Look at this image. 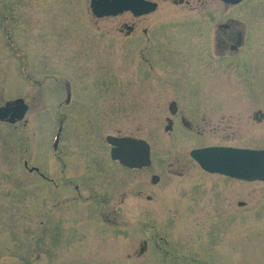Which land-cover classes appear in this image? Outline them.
<instances>
[{"label":"rangeland","instance_id":"obj_1","mask_svg":"<svg viewBox=\"0 0 264 264\" xmlns=\"http://www.w3.org/2000/svg\"><path fill=\"white\" fill-rule=\"evenodd\" d=\"M157 1L162 9L169 4ZM244 4L236 15L252 21L251 25L257 20L264 26V0H246ZM90 5L91 0H0V105L24 95L21 85L8 82L11 55L1 28L7 19L13 22L11 30H16L19 42H28L36 60L33 67L37 73L29 68L35 81L28 96L34 105L31 109L46 108L26 129L0 125V264H264V183L233 182L227 186L223 177L208 174L194 163L189 152L198 147L199 140L170 137L164 131L173 93L165 91L159 77L156 91H128L127 85L134 83L132 71H125L127 81H122L120 68L134 65L131 55L117 50L118 40L111 33L118 19L99 22L101 32H96L86 21L95 22ZM104 25L108 36L101 34ZM182 62L183 72L190 73L193 67ZM169 64L164 62V69L158 71H169ZM71 73H75L77 87L76 74L89 78L86 98L82 93L77 100L79 115L66 111V134L58 154L66 158L67 168H47H52L49 171L59 182L73 179L80 167L88 168L89 173L75 183L82 196L72 191L74 186H68L63 187L62 196L52 199L49 184L25 170L22 159L27 154L30 167L39 166L56 153L50 140L60 125L52 118L60 115L58 81ZM241 74L245 76L244 70ZM51 75L54 78L45 77ZM106 106L104 130L97 112ZM118 131L150 142L155 172L145 170L144 177L134 180L137 175L127 176L111 168L110 146L104 137ZM243 142L262 147L255 137L235 144ZM184 167V175H175ZM153 173L162 175L161 183L151 182ZM223 200H227L223 206L227 212L231 209L238 215H250L244 219L238 216L235 222L221 217L218 207ZM241 200L246 201V207H238ZM113 209L117 218L110 215ZM144 241L149 247L141 253Z\"/></svg>","mask_w":264,"mask_h":264},{"label":"flooded vegetation","instance_id":"obj_2","mask_svg":"<svg viewBox=\"0 0 264 264\" xmlns=\"http://www.w3.org/2000/svg\"><path fill=\"white\" fill-rule=\"evenodd\" d=\"M148 1L156 2L153 10L142 12L141 7L133 5L132 10L124 9L117 15L104 17V19L96 17L91 10L95 22L92 19L86 20L91 29L101 32L99 22L107 21L112 17L118 19V25L112 27L111 33L116 35L118 40L119 49L117 50L131 55L134 65V68L129 66L120 68V80L122 81H127L124 78L125 71H132L131 75L134 83L127 85L131 88L128 91L144 90L153 92L156 91V86L160 85L156 83L158 77L162 80V84L166 85L165 91L173 93L168 100V112L164 117L166 121L164 131L168 132L170 137L181 136L199 140L198 147L189 152L192 160L194 159L192 156L193 151L210 147L264 150V26L257 20H254L255 24L251 25L252 21L240 19L241 17L236 15L238 11H241L240 9L245 5L246 0L237 5L226 0H164L169 2L164 9L160 7L157 0ZM208 1H218V3L209 4ZM152 7L153 5H147L145 8L151 9ZM161 11L164 14L159 13ZM12 23V21L3 19L1 26L11 55V57H8L11 65L7 71L9 74L8 82L21 85L23 87L22 94L24 95L11 98L0 105V108L8 109L7 116L0 118V125L23 130V128H28V124L33 121V118L39 116L40 113L44 114L46 108L45 105H40L38 108L35 107L36 110L31 109L34 105L30 104L31 99L29 100L28 96H30L32 84L35 85L32 75L33 72L37 73L38 71L33 67L36 60L30 54L28 42H19L16 30L12 32L11 29L14 28ZM103 31L101 34L105 33L108 36L107 25H104ZM14 36L16 41H14ZM169 47H171V51H169ZM163 55L166 56L167 61ZM181 56L183 58H179ZM180 59L186 60L193 67L190 73L183 72L184 63ZM15 60H18V65L13 67L16 64ZM164 62L170 63V69L160 73L158 69H164L161 67ZM41 65H43V62ZM189 65L187 64V66ZM29 68L33 72H30ZM242 70H244L245 76H242ZM74 75L75 73L73 75L71 73V75L64 76L58 81L59 89L56 99L60 104V115L58 116H61L62 119H59L56 114L52 117L53 119L56 118L60 125L57 130L54 129L50 140V144L53 142L56 153L47 157L46 164H38L40 167L35 165L30 167L27 154L23 155L22 159L25 170L49 184L48 186L51 187L50 190L52 191L49 196L52 199L64 191L63 187L68 186H74L72 191L82 196L80 185L75 183H77L78 178L89 173L88 168L86 170L80 167L77 172L78 175H72L73 179L59 182L55 179V173L49 171L52 168L57 171L60 166L63 169L67 168L66 158L58 154L63 144L61 142L66 134L68 118L66 111L70 113L74 111L75 115H79L77 100L82 93L86 98L88 89L86 81L89 78L86 76L83 79V77L76 74V78L79 79L77 87ZM45 77L54 78L53 75ZM185 80L189 82L186 83ZM39 85L43 86V82H39ZM123 88H126V85ZM102 90L106 93V88ZM89 91H92V89L90 88ZM147 93L145 92L144 98L149 96ZM131 97H133L132 94ZM85 98L84 100H86ZM154 98L155 95L150 100H154ZM40 100L38 96V101ZM90 101L92 102V100ZM89 107L85 105L83 108L89 109ZM97 114H100L97 116V120L98 122L101 121L100 124L105 130L108 107L106 106L103 112L98 110ZM58 136L61 141L58 148H55L54 142ZM110 137L146 140L135 135H125L118 131L116 134L106 133L104 140L107 144H109ZM252 137L260 139L261 142L259 143L262 147H252L251 144H244V142L238 145L235 144L236 140L245 141ZM214 140H218V142H210ZM147 142L150 144L149 141ZM109 146L108 158L115 165L111 166L114 171L118 173L123 171L127 176L137 175L133 178L134 180L140 179L141 176L144 177L145 174L142 172L145 170L151 169L155 172L154 158L156 157L151 144V164L142 168H130L120 160L114 159L111 154L114 147L110 144ZM84 159L87 163V158ZM32 161H35V159L33 158ZM78 161H81V159ZM193 161L204 172L223 177L224 184H227V186L233 182L244 184L264 183V181H249L233 178V176L227 174L210 172L202 168L195 160ZM47 166L52 168L48 170ZM186 169L184 167L173 174L184 175ZM103 171L111 174V171L105 168H103ZM162 180L161 174L153 173L151 175L153 184L157 185ZM233 195L236 196L234 192ZM148 199L151 200L152 197H148ZM226 202L227 200H223L220 204L221 207H218V213L221 217L231 218L235 222L238 216L240 219H244L247 215H250L246 211L245 214L242 212L238 215L237 210L230 212L231 209L227 212L226 207H223ZM228 205H232V202H229ZM233 205H235V201ZM246 205V201H238L239 208H244ZM117 213L113 209L110 215L117 218ZM147 243V241H144L141 253L148 250L149 245Z\"/></svg>","mask_w":264,"mask_h":264},{"label":"water","instance_id":"obj_3","mask_svg":"<svg viewBox=\"0 0 264 264\" xmlns=\"http://www.w3.org/2000/svg\"><path fill=\"white\" fill-rule=\"evenodd\" d=\"M241 0H231L239 3ZM144 0H93V12L99 16L116 15L124 9H133V5L141 7L142 12L150 9ZM8 109L0 108V118L7 116ZM113 144L114 157L128 166H146L150 163V146L145 141L128 138H109ZM124 149V150H123ZM126 151V152H125ZM202 168L210 172H219L233 178L247 180H264V150H251L229 147H212L192 152Z\"/></svg>","mask_w":264,"mask_h":264},{"label":"bare ground","instance_id":"obj_4","mask_svg":"<svg viewBox=\"0 0 264 264\" xmlns=\"http://www.w3.org/2000/svg\"><path fill=\"white\" fill-rule=\"evenodd\" d=\"M124 150V149H123ZM126 152V151H125ZM222 174V173H221Z\"/></svg>","mask_w":264,"mask_h":264}]
</instances>
